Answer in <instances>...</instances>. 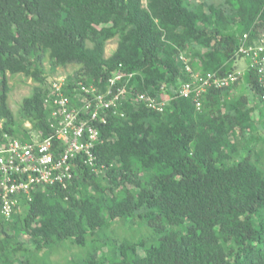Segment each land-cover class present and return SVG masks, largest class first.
I'll return each instance as SVG.
<instances>
[{"label":"trees","instance_id":"obj_1","mask_svg":"<svg viewBox=\"0 0 264 264\" xmlns=\"http://www.w3.org/2000/svg\"><path fill=\"white\" fill-rule=\"evenodd\" d=\"M212 1L148 0L144 9L140 0H0V142L4 132L27 140L24 122L50 135L47 60L53 69L77 66L68 81L102 85L119 65L134 74L125 118L100 128L105 143L95 154L106 169L78 165L68 189L41 187L10 221L0 215V262L20 255L43 264L37 253L47 248L97 241L101 251H119L110 264H264V78L251 53L239 51L244 34L249 46L264 29V0ZM193 72L240 77L197 111L177 92ZM8 75L37 83L17 115ZM136 92L162 110L146 109ZM135 217L151 228L150 241L104 235ZM84 264L106 263L102 253Z\"/></svg>","mask_w":264,"mask_h":264},{"label":"built area","instance_id":"obj_2","mask_svg":"<svg viewBox=\"0 0 264 264\" xmlns=\"http://www.w3.org/2000/svg\"><path fill=\"white\" fill-rule=\"evenodd\" d=\"M255 40L248 44V34L241 39L239 51L249 55L260 65L258 72L264 78V29L257 30ZM185 69L190 72L186 58L179 56ZM240 75V73H239ZM239 75L229 73L219 77L207 73L204 77L192 74V81L183 86L180 95L192 98L199 108L200 96L211 88L220 89L234 84ZM133 76L125 73L121 66L108 79L106 90L100 91L93 85L76 83L80 89V98L70 106L68 97L61 93L62 81L56 80L50 103L56 110L52 112L51 134L43 137L41 133L31 134L29 141L20 142L5 136L6 143L0 145V213L6 219L16 211L21 199L30 200L31 190L40 186L58 185L67 188L73 178L72 167L82 165L91 171L104 168L98 165L94 154L96 142L99 141L95 122H107V118L118 113L119 103L126 100V85ZM260 76V77H261ZM258 81H261L259 78ZM264 99V96L262 97ZM136 99L150 109L161 111L162 104L148 94H136Z\"/></svg>","mask_w":264,"mask_h":264},{"label":"rangeland","instance_id":"obj_3","mask_svg":"<svg viewBox=\"0 0 264 264\" xmlns=\"http://www.w3.org/2000/svg\"><path fill=\"white\" fill-rule=\"evenodd\" d=\"M212 2H216L213 0ZM116 48V39L110 40L107 42L105 47V56H109ZM239 68L245 67V61L239 60L237 62ZM78 69L77 66H67L66 68L56 67L53 69L51 64L46 61L44 65V76L45 82H47L56 76L59 75H72ZM8 81L11 88V91L8 96V104L12 110V112L17 115L19 110L20 103L23 98L27 97L36 83H33L30 79L25 78L22 75L17 76H9ZM27 123L25 124V126ZM139 218L135 217L134 219H127L121 222L113 223L110 226L109 232H106L104 235L115 239V238H124L127 240L138 239L144 237L147 241H150L151 236V228L148 226H140ZM137 225L139 227L137 228ZM102 237L101 235L97 236V239ZM21 241L24 242L29 249V251L33 250L32 245L29 242L27 236H21ZM99 242H87L82 247L72 246L68 241H64L59 244L56 248L51 247L43 250L42 252L37 253V257L43 260V264H84L85 258L90 254H102L104 255V262L106 264H110L116 257L119 251H101L99 249ZM113 242L110 240L108 246L112 247ZM51 254V255H50ZM27 256V254L25 255ZM35 257V259H38ZM38 259V260H39ZM0 264H4L0 262ZM8 264H23L22 258L20 255L14 257V261Z\"/></svg>","mask_w":264,"mask_h":264},{"label":"clouds","instance_id":"obj_4","mask_svg":"<svg viewBox=\"0 0 264 264\" xmlns=\"http://www.w3.org/2000/svg\"><path fill=\"white\" fill-rule=\"evenodd\" d=\"M147 1H148V0H140V4H141V7H142V8L147 9ZM110 55H111V54H110ZM110 55H109V56H110ZM106 57H108V56H106ZM44 65H45V64H44ZM181 65H182V66L184 67V69H185V66H184L183 64H181ZM59 68H60V67H59ZM118 68H120V65L118 66ZM118 68H117V69H118ZM117 69L115 70V72L117 71ZM121 69H122V68H121ZM77 70H78V69H77ZM77 70H76V71H77ZM122 70H123V69H122ZM185 70H186V69H185ZM76 71H75V72H76ZM75 72H74V73H75ZM115 72H114L110 77H108L107 80H106V82H105L104 84H102V85L92 84V83H86V82H84V80L81 79V78H74L73 80L68 81V76H72L74 73H73L72 75H68V76L59 75V76H56V77L51 78V79L47 82V84H46V82H45V95H44V98H43V103H44V105H45L46 108L50 109V115H49V118H50V120H49V121H50V122H49V128H50V123H51L52 120H53V119H52V112H53L54 110H56V108H54L50 103H46V100L48 99V100L52 101V99L56 96L55 94H53V86H52V84H53L56 80H61V81H62V88H61L62 90H61V93H62V95H64L65 97H68V99H69V101H70V106H71V105H73V104L76 103V99L80 98L81 95H83V94L81 93L80 89L77 87L76 83H78V82H82L85 86L93 85V86H95L98 90L103 91V90H106L108 79L111 78V77L115 74ZM125 73H126V72H125ZM208 73H213V74H216L217 76H219V75H218L219 73H217V72H208ZM131 74H132V73H131ZM193 74H195V73L193 72ZM133 76H134V74H133ZM133 76H132V77H133ZM239 77H240V76H239ZM30 80H31V79H30ZM31 81H32V80H31ZM129 81H130V79H129ZM129 81H128V82H129ZM128 82H127V83H128ZM238 82H239V79H238L237 83H238ZM33 83H34V82H33ZM187 83H188V82H184L183 84H181V85L178 87L177 92H178V96H179V97H182V96L180 95V91H181V89L183 88V86H184L185 84H187ZM235 84H236V82H235L234 84H231V85H229V86H227V87H223V88H220V89L211 88V89L207 90V91L204 92V93L200 96V98H199V101H200V106H199V108L196 106V104H195V102L192 100V98H185V97H182V98L191 101V103L193 104V107H195L197 111H200L201 108H202V102H203V99L205 98V96H206L207 94H209V93H211V92H213V91H226L227 89H229L231 86H234ZM36 85H37V83H36ZM34 87H35V86H34ZM34 87H33V88H34ZM69 91H71V92H73V93L75 94L74 99H72L71 97H69V96L66 95V93L69 92ZM136 94H143V93H137V92H136ZM125 96H126V98H125L126 100H124L123 102H120V103H119L120 105H119L118 113H117V114H115V115H113V116L107 118V122H106L105 124H103L101 121H98V122H95V123H94V126H95L96 129L98 130V137H99V141L96 142V147H95V149H94V154H95L96 148H97L99 145H102V144L105 143V139H104V137H102L101 134H100V128H101V127L104 128L105 126H107L108 123H109V121H110L112 118H114V117L125 118V113H124L123 110H121V107H120L123 103L125 104V103L128 101V98H127L126 93H125ZM134 99L137 101L136 97H135ZM155 99H156V98H155ZM137 102H138V101H137ZM161 103H162V102H161ZM73 106H74V105H73ZM146 109H148V110H150V111H153V112H160V111H158V110H156V109H150V108H148V107H146ZM26 123H27V125L25 126ZM23 126L27 129V134H28V139H27V140H22V139H19V138L13 137V136H11L10 134H8L7 132H4V133H2V137H1L0 145H4V144L6 143L5 136H7L9 139H16V140H18V141H20V142H23V143L26 142V141H29V139L31 138V134H32V133H35V134H39V133H41L43 137H47V136H44V134L42 133V131H36V130L32 129V128H31V125H30L29 122H24ZM2 129H3V127H2V123H0V130H2ZM50 130H51V128H50ZM50 134H51V132H50ZM95 156H96V158H97V163H98V165H99V166H100V165H103L104 168L101 169V170H98V171H91L90 169H88V168H86V167H84V166H82V165L75 164V165H73V167H72L73 178H74V171L76 170V167H77L78 165L81 166V167H83L84 169H87V170L91 171V173H95V174L104 171V170L106 169V165L98 160V157H97L96 154H95ZM73 178L71 179V181L73 180ZM71 181H69V183H68V185H67V188H65V189L62 188L61 186H58V185H56V186L59 187V188H61V189H63V190H66V189H68V186H69V184H70ZM53 186H54V185H53ZM53 186H52V187H53ZM41 187H51V186H40V187H36L35 189L33 188V189L31 190V193H30V200H28V199H21V200L19 201V206H18V208H17L16 211L11 215V217H10L9 219H6L4 216H2L1 213H0V215H1L6 221H10V219L13 217V215H15L16 213H18L19 211H20V212L22 211V209H21V207H22V206H21V203H25V204H26V203L31 202L33 194H34L37 190H39Z\"/></svg>","mask_w":264,"mask_h":264}]
</instances>
